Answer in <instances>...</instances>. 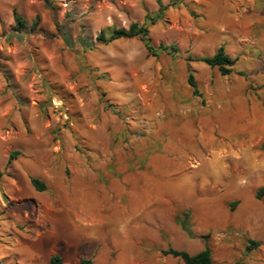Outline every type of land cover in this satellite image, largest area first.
I'll list each match as a JSON object with an SVG mask.
<instances>
[{
    "label": "rangeland",
    "instance_id": "374dc122",
    "mask_svg": "<svg viewBox=\"0 0 264 264\" xmlns=\"http://www.w3.org/2000/svg\"><path fill=\"white\" fill-rule=\"evenodd\" d=\"M174 1L161 3L169 5ZM259 2L264 5V0ZM157 7L156 0H0V142H3L0 155L15 150L17 158L30 159L39 168H46V174L43 171L41 176L50 186L46 191L47 201L56 205L98 207V236L76 231L78 237L87 241L95 239L92 246L81 247V252H88L89 257L106 250L102 242H107L111 230L113 236L116 232L126 234L123 247L129 249L133 264H140L142 250L156 247H146L133 230H119L130 220L132 225L138 223L139 211H146L147 205H151V197L145 193L146 197L139 190L129 194L124 172L126 162L127 165L142 163L149 156L161 159L173 156L178 165H163V170H181L197 178L192 188L187 176L167 179L164 173L165 183L171 180L167 187L177 190L180 202H190L193 197L187 211L176 215L185 229L193 226L196 232L203 229L206 240L211 243L220 237L221 230L228 228L233 232L230 225L220 221L223 210L232 209L231 203L239 200L235 195L224 194L232 184L240 185V196L249 191L256 213L264 218V104L260 110L263 116L256 117L255 125L237 135L243 144L251 145L233 151L227 160L219 159L230 172L224 177L218 160L209 162L226 156L217 133L213 139L218 145H214V140L202 141L191 130L176 131L181 126L176 121L182 119L176 116L178 105L174 99L177 97H170L176 81L170 55H147L143 43L136 37L106 43L97 40L102 31L107 35L111 28H128L135 21L145 23L146 15L156 16ZM13 9L26 20V26L20 31L13 30ZM172 9L164 11L162 21L156 23L165 30L150 35L154 46L178 43L172 36ZM186 12L194 16V12L188 9ZM35 15L40 17L38 26L31 30ZM156 24L149 28H156ZM261 31L264 32L263 27ZM178 47H181L179 43ZM250 51L254 59L264 54L259 49ZM205 54L201 52L199 56ZM248 65L246 61L237 64L238 67ZM254 77L261 82L254 86V93L264 90V72ZM168 83L170 89L163 87ZM147 86L159 99L151 96L146 102L140 100L142 87ZM151 112L157 118L148 117ZM192 127L194 132L199 130L195 125ZM17 136L23 142L7 144L9 138ZM168 145L170 150L165 149ZM178 159H183L182 163ZM225 178L232 179L219 190L202 187H211ZM261 187L263 193L258 198L256 193ZM4 191L1 181L0 202L6 206ZM245 201L251 204L250 200ZM3 209L0 206V264H16L10 245L20 235L13 228L24 231V227L11 226V221L1 214ZM14 209L29 214L34 210V203L17 202ZM204 218L210 221L207 228ZM82 224L91 225L90 222ZM240 225L241 234L244 227ZM158 235L161 237L153 238L157 245L169 241L162 230ZM254 235L252 239H256ZM227 242L225 247L210 246L214 264H221L222 258L227 257L225 252L231 253ZM251 255L256 252L246 256Z\"/></svg>",
    "mask_w": 264,
    "mask_h": 264
},
{
    "label": "crops",
    "instance_id": "0c3cea01",
    "mask_svg": "<svg viewBox=\"0 0 264 264\" xmlns=\"http://www.w3.org/2000/svg\"><path fill=\"white\" fill-rule=\"evenodd\" d=\"M172 3L176 5L162 4L167 6V9L174 8L170 13L174 27L172 36L181 46L178 47V43L174 42L172 45L177 48V51L169 56L172 59V67L176 70V81H174L170 97H177V100L174 99L178 105L176 116L182 119V121L177 119L176 122L181 126L176 131L180 133L182 130H191L205 142L213 141V135L217 133L221 138L220 148L227 151L226 156H222V159L221 157L213 158L209 162L217 159L222 166L219 159L224 160L225 157L227 160L231 158L233 151L240 148L244 150L245 145L248 147L251 145V143L243 144L242 140L240 142L237 135L255 125L256 117L263 116L260 115V110L264 104V90L258 89L257 93H254L253 88L256 84H261L254 74L264 72V54L254 59L250 49H259L264 53V32L261 31V28H264V5H261L259 0H176ZM187 9L194 12V16L187 14ZM156 25V28L148 27V36L152 44L154 43L150 35L165 30L163 25ZM113 29L116 28H111L107 35L102 32L108 36ZM221 45L224 47L225 54L235 60L230 66L231 72L227 75H221L216 66L212 67L195 60L214 55ZM201 52H205V56H199ZM241 61H246L249 65L238 67L237 64ZM188 70L194 77L200 95L193 94V89L187 82ZM163 87L170 89L171 84L168 83ZM151 96L152 99L154 96L155 99H159L148 86L142 87L140 100L146 102ZM185 100L188 101L186 104ZM155 115L156 113L151 112L148 117L157 118ZM192 125L197 126L199 130L194 132ZM177 132L172 135L174 139L177 138ZM212 144L218 145L215 140ZM170 148V145L165 147L166 150ZM12 151L15 150L10 149L5 155H0V171L5 170L9 153ZM154 157L149 156L142 163L127 165L126 162L124 164V172L127 173L125 184L129 194L131 195L132 190L134 193L139 190L143 196L151 197V205H147L146 211H139L138 223L132 225L130 220L119 230L123 232L125 229L133 230L146 247L156 246L154 250L145 248L140 252V264H186L180 257L163 254L161 251L171 247L184 250L190 255L196 254L204 247L205 240L202 236L205 234L203 229L196 232L195 226L187 230L179 219V221L176 220V215L180 211L181 213L187 211L193 197L190 202H180L177 190L175 192L167 187V183L171 180L166 183L165 181L176 175H183V177L187 176L188 185L195 188L197 178L192 174L182 173L181 170L174 169L171 172L167 168L163 170V165L167 167L175 165L173 156L162 159ZM182 161L183 159H178V162L182 163ZM38 168L37 163L30 159L15 158L6 170L8 174L0 178V183L2 181L6 189L3 193L7 199L6 206L0 202L1 209L4 208L1 214L11 221V226L24 227V231L13 228V231L20 235L16 241L14 239L13 245L9 244L13 248L10 253L15 255V263L49 264L51 256L59 254L61 264H80L81 259H90L91 264H133L129 249L123 247L125 233L122 235L116 232L113 236L112 230L109 231V237L105 238L107 242H102L106 250L97 256L89 257L88 252H81L84 244L92 246L96 241L94 238H89L87 241L84 237H78L76 231L91 232L98 236V207L94 209V207L87 208L83 205H56L51 200L47 201L46 191L50 189V186L45 178H42L47 171L46 168ZM222 171L224 177L229 176L230 172L223 166ZM165 172L167 179H164ZM31 177L42 181L46 189L36 190L30 181ZM231 179L225 178L223 182L212 184L211 187L206 185L202 187L216 191L224 187ZM234 187L238 189L235 190ZM239 192V184H232L225 190V195H235L239 200L231 203L232 209L223 210V218L220 220L223 225H230L234 231L230 232L231 229L228 228L221 230L220 237L211 240L212 243L207 240V244L209 247L212 245L225 247L224 243L228 240L226 247L231 253L225 252L227 257L222 258L221 264H264V218L256 213L257 207L249 191L243 196L238 195ZM193 194L194 189L192 196ZM247 199L251 201L250 205L245 201ZM29 200L34 203L32 213L27 214L14 209L17 202ZM43 203L46 205L44 206ZM84 222H90L91 225L85 227L82 224ZM203 222L207 228L210 223L209 218H204ZM239 225L244 227L242 228L244 234L238 232ZM130 226L134 228L131 229ZM161 230L169 237V241L159 246L153 238L161 237L158 235ZM246 230L248 233L245 232ZM253 233L257 240L251 238ZM249 240H256L259 245L246 251ZM114 247H117L115 251ZM252 251L256 252V255L247 257L246 255ZM111 253L114 254L111 255ZM212 264H214L213 259Z\"/></svg>",
    "mask_w": 264,
    "mask_h": 264
},
{
    "label": "trees",
    "instance_id": "16d2710c",
    "mask_svg": "<svg viewBox=\"0 0 264 264\" xmlns=\"http://www.w3.org/2000/svg\"><path fill=\"white\" fill-rule=\"evenodd\" d=\"M44 1L46 2L47 0ZM157 3L159 5L158 13L154 17L146 15L145 23L139 24L136 22H132L127 30L123 28L113 29L108 36H106L103 32H100V34L97 36V40L106 43L119 38L136 37L140 39V41L143 43L147 51V55L149 56H159L162 53H166L168 55L174 54V52L177 51V48L174 45L171 44L168 46L166 45L154 46L151 43L150 38L148 36V27L150 25L155 24L160 19L163 12L167 9V6L162 5L161 0H157ZM171 5H176V4L173 3ZM39 18H40L39 15H35L30 25L31 30H34L38 26ZM13 20H14V27H13L14 31H20L22 28L26 26V20L17 13L16 9H13ZM195 60L202 61L212 67L216 66L221 75L229 74L231 72L230 66H232L235 61L234 59H231L228 55L225 54L224 47L222 45L219 46L218 50L214 55L208 57L196 58ZM187 82L192 87L193 94L200 95L194 77L190 72V70H188ZM17 155H18L17 151H12L9 153L7 166L4 171H0V178L4 174H8L6 170L10 165L11 161L17 158ZM30 181L36 190L43 191L46 189L44 183L39 179L31 177ZM262 193H263V187L259 189V192L257 193V197L259 198ZM203 238L205 240L204 247L200 252L196 254L190 255L184 250H176L171 247H169L166 250H162L161 252L163 254H171L172 256L180 257L181 259L184 260L186 264H212L211 249L207 244L206 236H203ZM258 245H259L258 241L249 240L248 244L246 245V251H250ZM49 264H61L60 255L59 254L52 255ZM80 264H91V260L81 259Z\"/></svg>",
    "mask_w": 264,
    "mask_h": 264
},
{
    "label": "bare ground",
    "instance_id": "6f19581e",
    "mask_svg": "<svg viewBox=\"0 0 264 264\" xmlns=\"http://www.w3.org/2000/svg\"><path fill=\"white\" fill-rule=\"evenodd\" d=\"M190 136V135H189ZM23 138L21 137H11L7 140V144L9 145H17V144H20L22 141ZM28 142V141H27ZM6 145V144H5ZM0 146H3V142H0ZM33 147V146H32ZM61 159V158H60ZM33 164V163H32ZM39 169V168H38ZM217 169V168H216ZM41 171V170H40ZM213 173V172H212Z\"/></svg>",
    "mask_w": 264,
    "mask_h": 264
}]
</instances>
